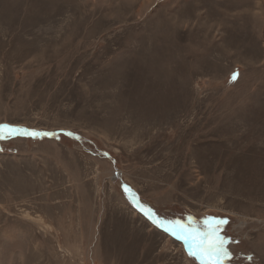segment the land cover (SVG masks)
<instances>
[{"label":"rangeland","instance_id":"obj_1","mask_svg":"<svg viewBox=\"0 0 264 264\" xmlns=\"http://www.w3.org/2000/svg\"><path fill=\"white\" fill-rule=\"evenodd\" d=\"M263 19L264 0H0V123L55 133L0 138V264H200L138 204L226 220L225 264H264Z\"/></svg>","mask_w":264,"mask_h":264},{"label":"snow or ice","instance_id":"obj_2","mask_svg":"<svg viewBox=\"0 0 264 264\" xmlns=\"http://www.w3.org/2000/svg\"><path fill=\"white\" fill-rule=\"evenodd\" d=\"M235 78L236 73H233L232 79ZM18 133L33 137L55 135V133H40L35 130L20 129L12 124L0 123V138ZM122 187H124L126 193L130 192L127 185H122ZM137 206L152 220L156 227L170 233L173 237L183 240L187 246L188 255L198 260L200 264H225L226 260L231 259L232 254L225 246L229 238L220 234V226L226 224V220L219 217H205V228L201 230L192 223L191 217L189 218V224L186 225L180 221L165 220L145 205L138 204ZM248 259H251V257H248Z\"/></svg>","mask_w":264,"mask_h":264},{"label":"bare ground","instance_id":"obj_3","mask_svg":"<svg viewBox=\"0 0 264 264\" xmlns=\"http://www.w3.org/2000/svg\"><path fill=\"white\" fill-rule=\"evenodd\" d=\"M264 20V19H263ZM192 106V105H191ZM249 160V159H248ZM149 229H150V227H149ZM148 229V230H149ZM162 236V235H161ZM161 238V237H160ZM160 242V241H159ZM167 247V246H166ZM170 254V253H169ZM176 255V254H175ZM174 256V255H173ZM187 261H189L188 259H187ZM184 262H185V260H184ZM187 263V262H186ZM188 264V263H187Z\"/></svg>","mask_w":264,"mask_h":264}]
</instances>
